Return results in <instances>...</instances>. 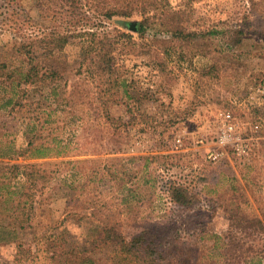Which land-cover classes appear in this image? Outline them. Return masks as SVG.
<instances>
[{
    "label": "rangeland",
    "instance_id": "374dc122",
    "mask_svg": "<svg viewBox=\"0 0 264 264\" xmlns=\"http://www.w3.org/2000/svg\"><path fill=\"white\" fill-rule=\"evenodd\" d=\"M146 1L0 0V59L19 64L21 58L15 48L20 41L37 40L33 50L40 55L35 63L42 70L55 69L62 76L61 83L72 81L67 89L74 88L75 93L96 95V85L75 75L78 38L63 49L45 54L43 42L38 40L52 33H66L73 28L71 23H76V31L110 28L114 25L112 20L102 14L110 7H123L129 20L139 21ZM149 1L157 2L155 11L179 10L183 17L179 24L187 30L227 27L222 35L187 41L171 38L169 32L162 33L161 26L151 22L144 36L162 39L151 47L145 38L131 31L142 54L131 55L126 66L141 85L155 88L159 84L162 89L156 95L160 100L155 103L163 102L166 106L161 104L150 110L159 113V119L161 115L171 118L169 123L162 120L151 128L137 122L132 127L123 108L117 106L110 109L116 120L107 119L98 109L85 117L80 113L72 117L64 109L65 101L60 98L59 104L51 108L39 98L35 88L27 98L22 93L18 96L20 105L26 104L22 110L18 104L0 106V163L28 161L21 155L29 139L27 129L41 127L43 136L59 135L69 146L64 155L47 159L46 180L37 192L39 204L30 221L32 228L23 236L32 246L36 232L61 224L79 239L94 235L102 223L114 222H119L127 235L147 225L194 220H207L210 228L218 229L225 220L209 210L214 200L203 191L206 185H212L219 169H232L240 177L246 173V163H254L259 170L247 188L257 189V199L251 207L264 214V0ZM244 21L248 22L242 41H230L232 29L243 26ZM165 45L176 48L177 61H169L163 65L166 70L159 71L157 68H162L149 60L152 54L162 55L156 50ZM210 68L212 73L206 74ZM51 109L55 111L50 112ZM118 146L120 149L115 150ZM10 147L17 153L8 158L4 152ZM158 149V157H149L151 151ZM36 161L44 162L33 160ZM150 174L153 187L147 181ZM170 182L185 183L194 192L203 189L196 205L188 209L173 203L166 192ZM42 183L40 179L38 184ZM233 183L230 180L227 185ZM131 193H136L131 197L132 207L136 206L128 210L122 197L127 195L130 201ZM0 222L13 223L14 219ZM252 241L264 251L263 232ZM39 249L37 255H41L42 247ZM114 249V245L102 244L94 247L91 256L98 263L111 264ZM15 254L14 244L0 245V257L13 259ZM31 256L25 258L24 264H43V258L37 256L32 261Z\"/></svg>",
    "mask_w": 264,
    "mask_h": 264
},
{
    "label": "trees",
    "instance_id": "16d2710c",
    "mask_svg": "<svg viewBox=\"0 0 264 264\" xmlns=\"http://www.w3.org/2000/svg\"><path fill=\"white\" fill-rule=\"evenodd\" d=\"M156 3L147 0L142 4L143 18L139 21L129 20V13L123 7H110L102 11L104 17L112 20L114 24L110 28L100 31L88 27L76 31V23H71L70 26L74 29H68L69 31L62 34L52 33L44 36L43 40H38L43 42L42 48L45 54L48 51L53 52L56 48L63 49L66 44L73 43L74 38H78L79 62L75 75L82 79L86 78L96 85L98 91L96 95L89 93L84 96L75 93L74 88L67 89V86L72 85V81L68 83L66 80L65 83H61L62 76L55 69L42 70L40 65L35 63L37 55H40L38 51L33 50V44L37 40L22 39L15 48L21 58L19 64H13L10 59H0V106L20 105L18 96L22 93L27 98L35 88L34 91L38 92L39 98L49 103L51 108L56 107L54 104H59L60 98L65 101L64 109L72 117L79 116V113L85 117L98 109L109 119L112 117L111 107L117 106L123 108L124 114L128 116L127 122L132 127L136 126L137 122L151 128L156 127L162 120L169 123L171 118L164 119L161 115L162 118L159 119L157 116L159 113L150 110L161 104L166 106L163 102L155 103L160 100L156 95V92L162 89L159 84H156L155 88L151 85H141L130 75V69L126 66L131 55L142 54L137 48L138 43L132 32L135 31L141 38H145V42L151 47L158 45L157 42L162 40L153 35L144 36L151 22L161 26L162 33L169 32L171 38L187 41L218 33L222 35L226 32L222 30H226L227 27L218 29L214 26L204 30H187L179 24L183 19L179 10L168 8L162 12L160 9L155 11ZM175 22L179 26L175 25ZM247 22L244 21L243 26L232 29L230 41L234 43L242 41ZM172 26H176V29L173 30ZM158 51L162 55L152 54L149 60L153 66L162 68L157 70L164 71L166 69L163 65L169 61H177L176 48L165 45L156 50ZM172 70H170L171 74L176 76ZM211 73L210 68L206 74ZM20 106L22 110L26 104ZM53 111L55 110L51 109L50 112ZM27 130L29 139L21 155H25L24 159L28 161L12 163L7 160L0 163L2 206L0 220L14 219L13 223L0 222V245L11 243L16 246L14 258L0 257V264H24L25 258L30 254L32 261L37 256L43 258V264H103L96 262L91 256L94 247L102 244L115 246L111 264H264V251L252 241L260 233H264V214L258 208L251 207L257 199L255 194L257 189L247 188L259 172L254 163H246V173L240 177L232 172L231 168V170L219 169L212 185H206L203 193L214 200L209 210L219 213L225 220L218 229L212 227L211 229L207 220L205 222L194 220L193 223L183 221L184 223L179 224L169 222L162 225H147L127 235L122 225L114 222L102 223L96 227L94 235L79 239L68 226L61 224L50 229L45 227L36 232L34 248L23 239V236L32 228L30 221L39 204L37 192L44 187L46 180L45 165L49 162L47 159L64 155L68 152L69 146L59 135L43 136L41 127ZM38 137L40 139L36 141ZM119 149V146L115 148V150ZM15 150L10 147L4 152L5 157H11L17 151ZM160 151V149L151 151L152 155L149 157H158ZM41 159L44 162H33ZM40 179H43V183L39 185ZM244 179L245 185L242 184ZM153 180L150 174L147 181L152 187ZM230 180H234L235 183L229 187L227 182ZM201 190L194 192L181 182H170L166 188L167 195L173 203L188 209L196 205ZM262 192L264 197V190ZM135 194H130V201L127 195L122 197V203L128 210L136 206L132 207L131 201V197H135ZM186 217L182 219L185 220ZM181 224H184L182 228ZM37 245L40 246L36 248ZM39 247H42L41 255H37Z\"/></svg>",
    "mask_w": 264,
    "mask_h": 264
}]
</instances>
